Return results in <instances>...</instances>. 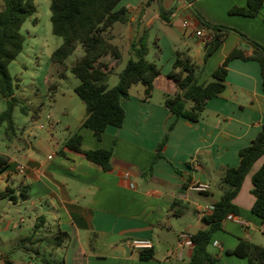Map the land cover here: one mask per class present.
I'll list each match as a JSON object with an SVG mask.
<instances>
[{"label": "crops", "instance_id": "1", "mask_svg": "<svg viewBox=\"0 0 264 264\" xmlns=\"http://www.w3.org/2000/svg\"><path fill=\"white\" fill-rule=\"evenodd\" d=\"M160 1L165 10H171L167 15L169 22L162 21L166 25L179 17L182 22L176 19L172 23L183 27L185 20H192L196 29H201L204 27L199 16L210 25L232 28L264 48V0L254 17L230 13L233 8H246L247 0ZM144 3L145 0L119 3V7L128 10L131 26L137 28L142 24L141 33L136 32L137 38L145 31V24L149 25L152 19L160 20L157 4L153 2L144 8ZM150 9H153L151 19ZM191 35L194 36L193 32ZM170 38L177 43L174 34ZM155 41L161 44L160 48L156 47L162 65L153 81L150 98L142 100L143 88L136 94L129 92V100L122 103L121 127L108 125L100 139L81 127L85 115L75 131L84 149L112 150L108 170L64 148L65 141L75 132H70L53 149L45 148L43 156L38 155V150L32 152L31 147L15 150L22 161L7 156L10 164H16L14 170L20 164L25 170L22 176H15L14 170L0 173V193L18 185L27 187L29 199L39 203L35 219L42 217L50 235L62 238L59 245L49 241L53 260L48 264H186L192 248L184 247L178 257L175 249L179 235L186 232L192 236L204 228L202 217L210 214L209 207L220 199L224 190L220 182L222 170L239 166V150L252 142L264 123L260 66L254 60L232 59L227 64L224 90L206 102L197 123L183 118L176 120L168 132L161 157L155 160L157 147L174 120L162 102L165 96L177 93L176 83L167 77L175 51L190 55L197 69V82L204 85L212 80L213 72L233 50L246 56L254 51L238 35L229 33L206 60L205 43L199 40L204 51L195 64L187 43L183 42L180 49L164 51L162 44L167 43L166 37ZM196 53L198 56L199 52ZM155 92L162 97L156 98ZM38 144L44 148L42 143ZM262 163L263 157L253 164L232 201L239 216L226 218L222 230L210 239L207 251L219 259V264H249L246 259L226 253L235 248L239 239L264 247V220L251 212L254 203L251 176ZM194 184L207 185L208 190H192ZM7 228L8 225L3 230ZM40 231L41 228L32 233L37 236ZM4 239L0 243L7 247V252L13 247ZM133 239L150 240L154 258L140 260V250L130 246Z\"/></svg>", "mask_w": 264, "mask_h": 264}, {"label": "trees", "instance_id": "2", "mask_svg": "<svg viewBox=\"0 0 264 264\" xmlns=\"http://www.w3.org/2000/svg\"><path fill=\"white\" fill-rule=\"evenodd\" d=\"M50 11L51 33L62 39L61 44L51 54L53 63L62 64L78 45L83 55L71 66V73L78 79L79 84L74 92L85 107V117L81 127L91 131L100 139L108 125L121 127L124 120L122 103L129 100V90L140 84L143 87L142 100L151 96L153 81L159 76L160 69L155 62H147L148 37L145 31L131 45L132 57L119 74L117 84L109 88L107 77L118 65L121 58L119 48L112 43L111 30L115 24L125 25L129 22V12L119 7L121 0H48ZM190 3L193 0H185ZM155 2L159 18L168 23V14L160 0H145L144 8ZM263 0H247L246 8H233L231 14L254 17L260 10ZM35 13L34 0H2L0 7V96L6 101V109L0 113V125H6V137L15 131L12 112L15 107L25 113L22 102L14 96L8 65L16 59L23 48V37L20 29L24 22ZM202 26L209 31L212 38L205 44L204 60H206L222 43L229 33L238 35L244 42L253 47L252 55L246 56L239 50H233L223 63L213 72L212 80L207 84H198L196 66L193 65L187 52L175 51L172 68L167 77L176 83L177 93L165 96L162 105L174 120L167 127L162 142L157 147L155 160L161 157L168 132L174 127L176 120L183 118L190 123H197L204 111L206 102L217 97L224 90V80L227 74V64L232 59L242 61L254 60L260 66L262 90L264 92V48L248 39L240 32L224 27L210 25L199 18ZM160 50H158V54ZM109 57L111 64L103 62ZM64 148L79 153L91 163L97 164L102 170L109 169L112 150H86L82 147L81 137L72 134L64 143ZM62 155V152H59ZM240 161L237 168L222 170L220 182L224 190L220 199L213 205V210L202 217L204 228L191 236L192 253L186 264H219V259L207 251L210 239L215 232L222 230V222L229 216H239V210L232 203L240 187L251 171L253 164L263 157L261 167L251 176L254 203L251 212L264 220V123L252 142L239 150ZM154 160V161H155ZM9 158L0 153V173L8 170ZM27 187L19 188L21 200L29 199ZM17 202L14 189L6 188L0 193V199ZM34 231L44 223L42 217L36 218ZM23 241H30L24 238ZM62 241L60 236L52 239L54 245ZM229 255L246 259L249 264H264V247L247 240L239 239L232 250H226ZM138 258L148 261L154 258L152 248L140 250ZM7 264H10L7 262ZM60 264V263H55Z\"/></svg>", "mask_w": 264, "mask_h": 264}, {"label": "rangeland", "instance_id": "3", "mask_svg": "<svg viewBox=\"0 0 264 264\" xmlns=\"http://www.w3.org/2000/svg\"><path fill=\"white\" fill-rule=\"evenodd\" d=\"M34 4L35 13L24 22L20 29L24 40L22 51L14 61L9 63L7 68L14 96L22 102L21 106L26 108L25 113L20 111V107L14 108L12 121L15 131L9 132L7 137L6 125H0V153L16 161H22L15 155L17 147L34 148L32 152L38 150V155L43 156L45 148L53 149L52 146L56 143L60 145L70 132L74 133L85 115L84 104L74 92L79 81L70 71L72 64L83 55V50L78 45L72 55L62 64L53 63L50 56L59 47L62 39L51 33L49 1L34 0ZM1 5L2 0H0V7ZM152 11L153 9L149 11L150 19L153 16ZM176 19L182 22V18L179 17H174L172 22ZM172 22L166 25L159 19H152L149 25L145 24L144 30L148 37L149 49L145 60L155 62L159 68L161 67L162 58L157 52L161 44L155 39L164 36L167 39V43L162 44L164 51H167V48L180 49L183 42L187 43L192 50L194 63L198 64L204 51L203 45H199L200 39L191 35L193 29H185L180 23ZM135 26H131L130 23L113 26L111 33L116 37L113 43L120 49L121 58L114 71L107 77L109 88L117 84L119 74L132 57L131 45L136 41V32L141 33L142 24H138L137 28ZM129 27L132 31L131 29L129 31ZM171 34L176 36L177 43L171 40ZM121 35L124 37H120ZM103 61L109 62L110 58L104 57ZM142 88V85L137 84L132 86L129 92L136 94L137 91L141 92ZM155 97H162V94L160 96L158 92H155ZM5 109L6 101L0 96V113ZM39 142L42 143L43 149L39 148ZM6 145L8 151L5 148ZM15 165L11 163L8 170L13 171ZM18 166H23V173H19L16 168L13 174L15 176L24 175V165ZM19 188V185L14 187L17 196L16 203L6 198L0 199V240L6 238L4 240L7 244L13 247L6 252L7 247L0 243V264H7V262L10 264H48L53 260V249L49 241L54 237L50 235L44 223L40 224L42 226L39 235H33L34 224L39 223L35 219L39 213L37 211L39 203L33 199L21 200ZM32 202L36 205L33 206ZM45 217L49 220L47 215ZM7 225L9 228L3 230V227ZM24 238H29L30 241L22 242Z\"/></svg>", "mask_w": 264, "mask_h": 264}, {"label": "built area", "instance_id": "4", "mask_svg": "<svg viewBox=\"0 0 264 264\" xmlns=\"http://www.w3.org/2000/svg\"><path fill=\"white\" fill-rule=\"evenodd\" d=\"M183 27L185 29L187 28L193 29V34L205 44L209 42L212 38L209 31L205 30L204 28L196 29L195 23L192 20H185L183 22ZM17 169L19 173H23V169H24L23 166H18ZM191 189L200 191V192H205L208 190V186L204 184H194L191 187ZM212 210H213V206H210L209 211H212ZM231 218H232L231 215L227 217V219H231ZM192 245L193 244L191 240V235L186 232L181 233L176 242L175 253L179 257L184 247H192ZM130 246L134 250H145V249H150L152 247L151 241L148 239H133L130 241Z\"/></svg>", "mask_w": 264, "mask_h": 264}]
</instances>
